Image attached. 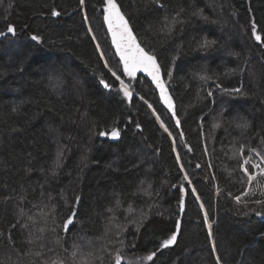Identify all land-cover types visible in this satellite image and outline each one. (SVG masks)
<instances>
[{
  "label": "trees",
  "instance_id": "16d2710c",
  "mask_svg": "<svg viewBox=\"0 0 264 264\" xmlns=\"http://www.w3.org/2000/svg\"><path fill=\"white\" fill-rule=\"evenodd\" d=\"M116 2L175 116L148 79L123 74L103 0L0 2V264H264V178L249 184L240 167L264 156V0ZM165 17L179 21L171 32ZM113 127L119 139L100 138Z\"/></svg>",
  "mask_w": 264,
  "mask_h": 264
},
{
  "label": "snow or ice",
  "instance_id": "6c2138e0",
  "mask_svg": "<svg viewBox=\"0 0 264 264\" xmlns=\"http://www.w3.org/2000/svg\"><path fill=\"white\" fill-rule=\"evenodd\" d=\"M2 2V0H0ZM79 3L81 6H84L85 0H79ZM152 3L160 5V0H152ZM103 23L107 26L108 34L111 37V44L115 48L116 55L119 57V63L122 66V72L124 75L129 77V79H135L136 74L138 72L146 73L149 77H151L152 81L155 83L156 87L160 91V97L161 100L164 102V104L169 108V110L173 109V103L171 97L168 95L165 82L163 79H161V69L160 65L157 62V58L155 55H153L150 51H146L143 47L140 46V44L137 42V39L135 35L133 34V30L130 26L128 18H126L127 14L121 11L120 6L117 4L116 0H103ZM53 16H59L60 13L56 11L55 9L52 10L51 13ZM87 20V17H85ZM176 23H179V21L172 17L169 19L168 17H165V20L163 22L164 27L168 29L169 32L172 30V26H174ZM89 32H91V28L88 29ZM7 32L11 33L12 35H15V28L12 25H9L7 28ZM5 35L4 32H0V36ZM252 35L255 38L257 42L261 41V36L257 34L256 32V25L253 23L252 25ZM31 39L33 41H40V37L37 35H32ZM93 40L96 39L95 36L92 37ZM215 43L214 41L206 42L202 45V47H207L210 44ZM96 50L99 52L100 59L104 60V66L108 68V62L105 60V54L103 51L100 50V45L96 44ZM109 72H111V75L115 77L117 81H119L120 87L118 89L119 92H122L124 97L131 100L132 99V92L130 90L129 84H126L120 77V75L117 74L116 71H113L111 68H108ZM169 76H171V73H168ZM202 79H207V77H202ZM100 83L104 86V88H110L111 85L108 84L105 80L101 79ZM225 91L240 93L241 89L235 88V89H225ZM208 95H212L211 92L208 93ZM147 103V101H145ZM148 107L151 108L152 105L148 104ZM155 114V113H154ZM173 116H175V112L173 111ZM157 120H159V116L156 117ZM177 126H179L180 121H176ZM218 127V125H215ZM139 128L140 126L137 125ZM161 127L164 128L165 132H168V128L164 126L163 122H161ZM237 127L247 128V124H238ZM100 136H110L111 139L116 140L120 137V130L116 127H113L111 129L110 133L107 132H100ZM169 135L171 133L169 132ZM252 152H255L257 156H261V163L257 164L251 161V158H244L243 162L240 164L241 169L243 170L244 174L247 176L248 183L252 184L253 182H258L257 177L264 178V156L261 155V153L256 152L255 149L251 150ZM179 159V158H177ZM248 165L251 166L253 170H256L252 173L249 172ZM184 179L188 181L189 184H191V180H189L187 174L184 176ZM196 190L195 188L192 189V193L195 194ZM199 199V197H196ZM237 202H240V197H236ZM77 204L79 203V197L76 198ZM256 203H264V201L257 200ZM201 208H203V205H201ZM180 211H184V202L181 200L180 202ZM257 215H260V213H257ZM76 216L75 210L72 211V213L67 217L63 224V228L65 231L68 230L69 225L73 223V219ZM204 223L208 225L209 232L208 236L209 238L212 237L211 232V224L209 223V216L208 213H204ZM181 229V222L179 220L176 221L175 224V231L165 240H163L162 244L160 245L161 248H169L170 246L174 245L177 241V236L180 233ZM3 234L0 233V236ZM11 239V237H9ZM132 247H135V245H132ZM212 252L213 254L216 253V246L215 242L212 243ZM75 255V254H73ZM156 253L153 252L146 257H143L144 260L152 261L155 257ZM98 259L102 260V257H98ZM115 264H122V257L118 254L115 256ZM216 264H221L219 256H216Z\"/></svg>",
  "mask_w": 264,
  "mask_h": 264
},
{
  "label": "water",
  "instance_id": "95a60500",
  "mask_svg": "<svg viewBox=\"0 0 264 264\" xmlns=\"http://www.w3.org/2000/svg\"><path fill=\"white\" fill-rule=\"evenodd\" d=\"M104 26H105V29H106V32H107V34H108V31H107V26L104 24ZM133 34H134V32H133ZM135 35V34H134ZM108 37H109V40H110V43H111V37H110V35L108 34ZM136 37V36H135ZM137 39V38H136ZM137 42H138V40H137ZM139 43V42H138ZM111 46H112V44H111ZM141 46V45H140ZM112 48H113V50H114V52H115V55H116V51H115V48L112 46ZM116 57L119 59V57L116 55ZM161 69V68H160ZM138 74H140V75H142L143 77H145L146 79H148L151 83H152V85L154 86V88H155V90L157 91V93H158V95H159V97H160V91H159V89L156 87V85H155V83L152 81V79H151V77H149L146 73H143V72H138ZM161 79H163L164 80V77H163V74H162V71H161ZM164 82H165V80H164ZM165 87H166V90H167V93H168V95L171 97V95H170V92H169V90H168V88H167V86H166V82H165ZM171 99H172V97H171ZM160 100H161V97H160ZM161 102H162V104H163V106L166 108V109H168L169 110V108L164 104V102L161 100ZM172 103H173V101H172ZM172 113H173V111H174V105H173V109L172 110H170ZM105 136H100V138H104ZM109 138H110V136H109ZM111 139V138H110ZM111 140H113V139H111ZM70 226V225H69ZM65 231V230H64Z\"/></svg>",
  "mask_w": 264,
  "mask_h": 264
},
{
  "label": "built area",
  "instance_id": "2783aa9c",
  "mask_svg": "<svg viewBox=\"0 0 264 264\" xmlns=\"http://www.w3.org/2000/svg\"><path fill=\"white\" fill-rule=\"evenodd\" d=\"M257 164H259V163H257ZM262 166H264V164H262Z\"/></svg>",
  "mask_w": 264,
  "mask_h": 264
}]
</instances>
